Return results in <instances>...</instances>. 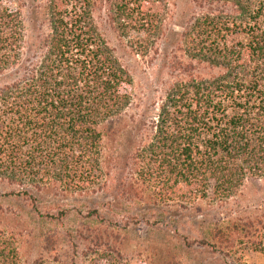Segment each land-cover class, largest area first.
I'll return each instance as SVG.
<instances>
[{
	"label": "trees",
	"instance_id": "trees-1",
	"mask_svg": "<svg viewBox=\"0 0 264 264\" xmlns=\"http://www.w3.org/2000/svg\"><path fill=\"white\" fill-rule=\"evenodd\" d=\"M39 1L28 22L23 0H0L1 196L94 197L115 215L139 207L136 219L160 213L175 223L210 196L229 200L264 179V0H190L173 28L170 0ZM102 17L141 55L174 39L155 97L138 100ZM199 68L206 75H194ZM99 208L84 219L113 229ZM8 224L4 216L0 264H27ZM261 226L217 228L194 242L223 252L240 234L245 250L264 255ZM83 244L88 264H135L106 237Z\"/></svg>",
	"mask_w": 264,
	"mask_h": 264
},
{
	"label": "rangeland",
	"instance_id": "rangeland-1",
	"mask_svg": "<svg viewBox=\"0 0 264 264\" xmlns=\"http://www.w3.org/2000/svg\"><path fill=\"white\" fill-rule=\"evenodd\" d=\"M23 2L27 21L30 22V9L34 3L40 10L43 4L39 0ZM189 2L170 0L174 12L172 28L181 25L184 12L189 11ZM99 22L109 45L136 82L138 100L155 97L153 91L159 92L165 79L163 68L176 52L174 39L160 42L157 53L141 55L108 25L105 18ZM176 56L180 58L178 53ZM181 60L188 63L183 58ZM195 74L203 76L206 71L199 68L194 71ZM6 82L7 78L0 76V87ZM7 191L0 183V220L7 217V224L15 227L21 236L19 250L27 264L38 260H43L45 264H88L81 254L84 253L82 245L94 235L106 237L123 258L133 259L135 264H264V255L244 249L240 244V234L234 241V248L223 252L198 247L194 242L217 228L237 225L240 230V223L254 222L257 225L258 221L262 223L264 242V179L249 180L229 200L218 201L210 196L189 213L182 216L180 213L181 217L175 219V223L166 216L161 217L160 213H147V216L136 219L135 215H142L138 213L139 207L127 208L115 215L105 208L104 200L94 197H71L55 191L39 193L34 190V200L1 196ZM93 207H100L101 216L116 222V226L109 230L85 220L86 212ZM61 210H69L70 213L63 223L46 219L47 214L56 215ZM186 238L188 243H193L192 248L187 247Z\"/></svg>",
	"mask_w": 264,
	"mask_h": 264
}]
</instances>
